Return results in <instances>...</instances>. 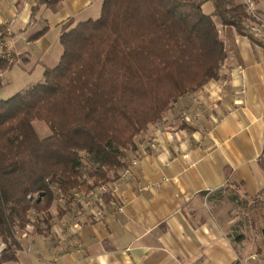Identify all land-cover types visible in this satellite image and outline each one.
<instances>
[{
	"label": "crops",
	"instance_id": "obj_1",
	"mask_svg": "<svg viewBox=\"0 0 264 264\" xmlns=\"http://www.w3.org/2000/svg\"><path fill=\"white\" fill-rule=\"evenodd\" d=\"M36 1L0 0L15 58L0 80L17 69L26 90L60 63L62 25L99 19L104 3L66 0L34 15ZM255 10L264 17V0ZM213 19L227 54L220 78L136 138L120 180L58 199L49 228L19 235L15 262L1 261V246L0 264H264V49Z\"/></svg>",
	"mask_w": 264,
	"mask_h": 264
},
{
	"label": "trees",
	"instance_id": "obj_2",
	"mask_svg": "<svg viewBox=\"0 0 264 264\" xmlns=\"http://www.w3.org/2000/svg\"><path fill=\"white\" fill-rule=\"evenodd\" d=\"M64 1L37 0L33 13ZM209 2L220 25L251 37L245 7L232 0H104L99 19L62 25L63 55L41 84L0 101L2 262L17 261L18 232L34 214H47L49 228L60 194L120 180L136 138L220 78L227 54L203 12ZM7 69L0 62V72ZM36 121L52 135L40 139Z\"/></svg>",
	"mask_w": 264,
	"mask_h": 264
},
{
	"label": "built area",
	"instance_id": "obj_3",
	"mask_svg": "<svg viewBox=\"0 0 264 264\" xmlns=\"http://www.w3.org/2000/svg\"><path fill=\"white\" fill-rule=\"evenodd\" d=\"M255 1L256 0H244L245 9L248 15V23L246 29L250 34L251 38L262 48L264 49V17L260 16L255 10ZM12 36V30L9 27L0 26V62H4L11 67L15 64L14 54L10 46V37ZM7 71V70H6ZM6 71L0 72V78L6 73ZM73 201H77L78 194L74 192L71 196ZM66 197L61 195L59 196V201L62 202ZM59 202V203H60ZM39 216V214H35ZM30 227V226H29ZM32 228V227H30ZM258 256H252L250 259L254 260ZM234 264H250L249 260L238 259Z\"/></svg>",
	"mask_w": 264,
	"mask_h": 264
},
{
	"label": "rangeland",
	"instance_id": "obj_4",
	"mask_svg": "<svg viewBox=\"0 0 264 264\" xmlns=\"http://www.w3.org/2000/svg\"><path fill=\"white\" fill-rule=\"evenodd\" d=\"M214 10H215V7H214L213 2H209L206 5H204V7H203L204 14L212 16L213 18H215ZM37 74H38L37 72L34 73V75L32 76V78L30 80L36 81V79H34V78H37ZM9 77L12 80L11 84L7 83V81H4L3 79L0 80V84H1V86H0V101L1 100H8L17 94L24 92V90H26V88L30 87V84L27 85L30 82L24 81L23 75H21L17 69H16V72L12 73ZM6 79H8L7 76H6ZM34 127H35V130L38 133V136L40 137V139H46L52 135L49 127L42 122H37V121L34 122ZM38 214H39V216L34 214V217H32L30 223L26 225L25 229L19 230L18 235H23L24 231H26V232L34 231L35 229L37 231L39 228L41 229V227L42 228L45 227L42 224L45 223V221H47V219H48V216L46 217L47 214H45V213H38ZM29 226L34 227L33 228L34 230L32 228H30ZM1 246H4V248L6 249V245L0 239V247ZM12 264H14V263H12Z\"/></svg>",
	"mask_w": 264,
	"mask_h": 264
}]
</instances>
